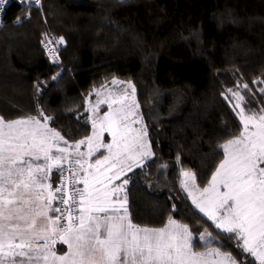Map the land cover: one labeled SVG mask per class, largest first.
<instances>
[{
	"label": "trees",
	"instance_id": "trees-1",
	"mask_svg": "<svg viewBox=\"0 0 264 264\" xmlns=\"http://www.w3.org/2000/svg\"><path fill=\"white\" fill-rule=\"evenodd\" d=\"M41 7L14 1L5 7L0 115H35L39 103L53 116L51 127L78 138L85 130L83 108L79 121L69 109L113 77L130 80L156 153L143 172L129 173L133 223L161 227L171 214L194 230L210 225L180 191L179 172L191 169L206 183L223 158L225 128L238 133L239 119L222 91L242 78L256 92L248 106H261L259 85L251 81L264 78V0H42ZM28 11L31 19L17 25L16 16ZM43 32L64 37L55 45L59 66L40 43ZM37 80L44 82L40 94ZM161 164L167 167L158 172ZM147 181H153L150 189ZM219 239L223 251L237 254L234 242Z\"/></svg>",
	"mask_w": 264,
	"mask_h": 264
},
{
	"label": "snow or ice",
	"instance_id": "snow-or-ice-1",
	"mask_svg": "<svg viewBox=\"0 0 264 264\" xmlns=\"http://www.w3.org/2000/svg\"><path fill=\"white\" fill-rule=\"evenodd\" d=\"M17 2L42 12V0ZM6 3L0 0V11ZM28 19L31 11L17 15L15 23ZM41 37L58 65L55 45L65 43L64 37L47 32ZM43 83L34 82L37 94ZM126 83L131 92L104 95L102 84L69 109L79 121L83 108L85 130L78 138L51 127L54 118L39 103L35 115H0V264H264V78L251 81L259 85V108L248 106L256 92L242 78L220 93L240 128L237 134L225 128L228 138L219 145L223 158L207 182L201 185L193 170L180 169V191L193 211L211 222L195 230L171 214L161 227L132 221L128 187L134 174L129 173L143 172L156 153L135 87ZM93 93L95 102L89 99ZM166 167L159 165L158 172ZM152 183L147 181L146 189ZM221 236L234 242L235 256L222 250Z\"/></svg>",
	"mask_w": 264,
	"mask_h": 264
},
{
	"label": "rangeland",
	"instance_id": "rangeland-1",
	"mask_svg": "<svg viewBox=\"0 0 264 264\" xmlns=\"http://www.w3.org/2000/svg\"><path fill=\"white\" fill-rule=\"evenodd\" d=\"M117 79V83L116 84H113L112 83V78L104 85V90H103V93H104V95H107L109 92H111V91H113V90H115V91H117V92H121V91H123L124 89H127L129 92H131V89L130 88H128V85H127V81H129V80H125V79H119V78H116ZM121 82H123V83H121ZM132 85H133V83H132ZM104 97H103V95L101 96V99H103ZM96 99H97V96H96V94L94 95V97H93V100H95L96 101ZM94 101V102H95ZM136 101H137V103H138V100H137V96H136ZM139 104V103H138ZM101 109H102V112L103 111H107V106L106 105H104V104H101ZM138 111H139V113H140V109H138ZM141 114V113H140ZM65 250H66V246H65Z\"/></svg>",
	"mask_w": 264,
	"mask_h": 264
},
{
	"label": "built area",
	"instance_id": "built-area-1",
	"mask_svg": "<svg viewBox=\"0 0 264 264\" xmlns=\"http://www.w3.org/2000/svg\"><path fill=\"white\" fill-rule=\"evenodd\" d=\"M11 1L17 2V0H7V3H6L5 6H4V10H5V7L7 6V4H8L9 2H11ZM17 3H18V2H17ZM4 10H3V11H0V24H1V22H2V17H3V14H4ZM50 47H51V45H50ZM46 53H47L48 57L50 58L49 53H48V52H46Z\"/></svg>",
	"mask_w": 264,
	"mask_h": 264
}]
</instances>
